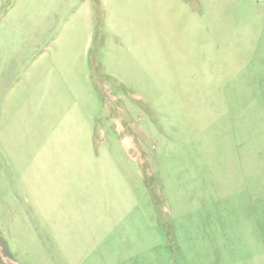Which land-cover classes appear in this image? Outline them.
Masks as SVG:
<instances>
[{"label":"rangeland","instance_id":"1","mask_svg":"<svg viewBox=\"0 0 264 264\" xmlns=\"http://www.w3.org/2000/svg\"><path fill=\"white\" fill-rule=\"evenodd\" d=\"M0 264H264V0H0Z\"/></svg>","mask_w":264,"mask_h":264}]
</instances>
